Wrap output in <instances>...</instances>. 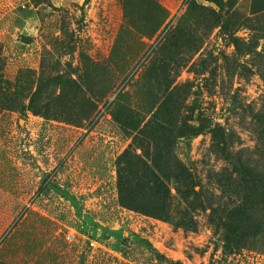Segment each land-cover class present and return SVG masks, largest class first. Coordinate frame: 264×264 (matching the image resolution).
I'll return each instance as SVG.
<instances>
[{
	"label": "rangeland",
	"instance_id": "obj_1",
	"mask_svg": "<svg viewBox=\"0 0 264 264\" xmlns=\"http://www.w3.org/2000/svg\"><path fill=\"white\" fill-rule=\"evenodd\" d=\"M216 1L47 0L19 32L16 10L34 3L0 0L3 79L26 72L25 107L40 80L33 111L50 101L54 117L0 105V264H160L146 245L178 264H264V12ZM120 92L126 109L112 112ZM194 101L206 125L187 142ZM156 114L169 150L154 138ZM172 158L211 208L168 199L155 219L134 207L135 192L157 202L160 173L175 196ZM152 159L170 160L168 171ZM135 167L145 181L132 178L140 189L125 201L118 179L140 176Z\"/></svg>",
	"mask_w": 264,
	"mask_h": 264
},
{
	"label": "trees",
	"instance_id": "obj_2",
	"mask_svg": "<svg viewBox=\"0 0 264 264\" xmlns=\"http://www.w3.org/2000/svg\"><path fill=\"white\" fill-rule=\"evenodd\" d=\"M31 1L34 4L30 6L34 10H37L40 7V5H47V0H31ZM251 1H254V3H257V4L254 5V7L250 9L249 15L254 16L256 14L264 12V0H251ZM208 3H212L215 6H219V1H216V0H208ZM153 5L158 10V12L162 14L165 13L164 10L159 5H157V3L153 2ZM235 6H236V2L234 3V7ZM189 8L191 9L192 12L196 14L201 13V11L204 10L203 8H200L194 5V3L192 2L190 3ZM19 10H22V9L18 8V11ZM31 15L32 14H28L29 17H31ZM182 19L183 18H181L179 21L181 22ZM163 22L164 20L159 21L157 23V27L158 28L161 27ZM4 68H5L4 62L0 58V105H2L5 102V100H7L8 103H6V106L8 110H13L15 112H19L23 114L27 110L29 111L32 110L34 114H38L40 117H42L44 122L48 123L50 121H53L54 117L53 119H51V116L53 115L49 114V109H48L50 101L49 102L46 101V104L44 105L45 109H43L42 112L33 111L34 109L33 104L35 103V100L38 99L39 95H41L43 92V89L41 88L40 80H38L36 88L34 92L32 93L31 97L29 98V105L25 107L22 105V103H20V98L22 97L20 96V94L23 91L20 86V78L25 76L26 72H24L23 70H18L12 81H6L3 79ZM122 96L123 95H121V92H120L118 96L116 97V99L112 103H110L108 109H110L112 112H114L115 110H118V111L125 110L126 106H124L123 103L121 102ZM26 98H28V96ZM0 114H1V111H0ZM60 115L67 117V116H71L72 114L70 112L63 111L60 113ZM192 115L194 116L193 121L196 124V126H190L187 130H185L184 139L187 140V142L193 137H196L197 135L202 133L206 125V119L204 118V112L198 108L195 101L193 102V106H192ZM87 116L90 117V113L89 114L87 113ZM122 117L124 120H126L127 118L126 115H123ZM152 129H155L153 133L155 132L156 137L154 136V138L158 139V143L160 147H163L169 150L170 144H168L167 141L170 143V141L173 139L172 130L170 128H165L164 125L159 120H157V114L154 116V126ZM148 143L149 142H147V144ZM185 146L189 149L188 144H186ZM172 159H170L171 161L170 160L155 161V159H152L151 163L154 164L156 168L160 166V168L162 169L164 168L166 171H168L166 165L170 161L169 165L171 167L172 166L174 167L173 168L174 169V173H173L174 179H172L173 181L172 184H173V189L175 191V196H171L168 190H166V189H169L166 187V179H169V178H167L165 173H162V174L160 173V175H156L155 177H152V184H153L152 189H154L155 196H156L155 200H157V202H154L148 196H144L141 198V201H142L141 203V201L137 200L138 196H137V193L135 192L134 199L136 200L134 201V207L140 206L139 209L143 211L142 210L143 208L144 214L148 211L147 213L150 214L155 219H160L165 216L164 215L166 212L165 200H168V199H171L173 203H177L176 207L178 209H184L185 211L195 210L196 208L198 209L204 205H206L208 208H211L212 205L215 204V202H212V205L209 203L211 200H209L208 198H211L212 196L210 197V195L208 196L206 192H203V188L200 187L201 183L199 179H197L196 175L193 174L191 169L188 168L184 162L177 161L174 158ZM140 163L144 164L142 162ZM134 169L140 170L141 175L137 176V173H135L134 175L131 176L129 182L122 177V174H120L119 179H118L117 188L120 190L119 194L123 197V200L125 201H129L128 189H140L139 187L136 186V183H134L132 178L141 179L142 181H145V178L142 177L143 176L142 168L135 167ZM196 188H199L198 192L195 191ZM37 190H38L37 194H39V192L42 189H37ZM145 249H147L148 253L154 257V260L157 263L162 264V262L165 261V262H168V264H178L176 262L166 261V259L160 256L158 253L151 250L148 245H146Z\"/></svg>",
	"mask_w": 264,
	"mask_h": 264
},
{
	"label": "crops",
	"instance_id": "obj_3",
	"mask_svg": "<svg viewBox=\"0 0 264 264\" xmlns=\"http://www.w3.org/2000/svg\"><path fill=\"white\" fill-rule=\"evenodd\" d=\"M22 10H16L14 14V26L15 30L19 32H24L27 28H29V23L35 17L36 10L32 9L31 6L20 7ZM28 14H32L31 17Z\"/></svg>",
	"mask_w": 264,
	"mask_h": 264
}]
</instances>
